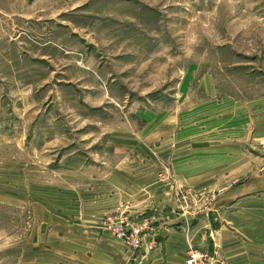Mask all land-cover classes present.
<instances>
[{
    "label": "rangeland",
    "instance_id": "obj_1",
    "mask_svg": "<svg viewBox=\"0 0 264 264\" xmlns=\"http://www.w3.org/2000/svg\"><path fill=\"white\" fill-rule=\"evenodd\" d=\"M198 146L264 173V0H0V264L91 239L87 167L215 195L171 175ZM120 211L93 237L139 247Z\"/></svg>",
    "mask_w": 264,
    "mask_h": 264
},
{
    "label": "crops",
    "instance_id": "obj_2",
    "mask_svg": "<svg viewBox=\"0 0 264 264\" xmlns=\"http://www.w3.org/2000/svg\"><path fill=\"white\" fill-rule=\"evenodd\" d=\"M186 137L192 145L210 142L202 136ZM187 150L172 158L171 175L191 191L215 195L184 201L173 184L157 186L156 179L148 178L157 174L154 171L87 167L82 175L89 182L91 239L76 233L70 238V259L63 257L60 245H53L37 263L187 264L196 251L202 264H264V173L255 172L251 156L237 151L222 154L200 146ZM239 160L246 165L239 168ZM132 175L137 178L128 180ZM117 209L128 225L143 224L139 247L116 242L110 232L93 237L98 218Z\"/></svg>",
    "mask_w": 264,
    "mask_h": 264
},
{
    "label": "built area",
    "instance_id": "obj_3",
    "mask_svg": "<svg viewBox=\"0 0 264 264\" xmlns=\"http://www.w3.org/2000/svg\"><path fill=\"white\" fill-rule=\"evenodd\" d=\"M142 229H135L134 232L139 235L141 233ZM123 232V231H122ZM122 237H125V232H123V235H121ZM138 243V240H136V244ZM202 257V255H200L198 252L193 251L191 252V254L189 255L188 259H187V264H202V262L200 261V258Z\"/></svg>",
    "mask_w": 264,
    "mask_h": 264
}]
</instances>
